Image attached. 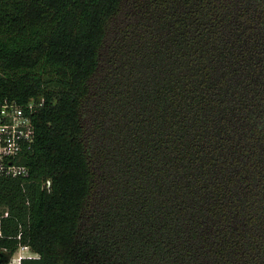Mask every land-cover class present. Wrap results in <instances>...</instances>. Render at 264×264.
Instances as JSON below:
<instances>
[{
    "label": "trees",
    "instance_id": "trees-1",
    "mask_svg": "<svg viewBox=\"0 0 264 264\" xmlns=\"http://www.w3.org/2000/svg\"><path fill=\"white\" fill-rule=\"evenodd\" d=\"M0 98L2 264H264V0H0Z\"/></svg>",
    "mask_w": 264,
    "mask_h": 264
},
{
    "label": "built area",
    "instance_id": "built-area-1",
    "mask_svg": "<svg viewBox=\"0 0 264 264\" xmlns=\"http://www.w3.org/2000/svg\"><path fill=\"white\" fill-rule=\"evenodd\" d=\"M45 99H32L19 103L9 98H0V177H25L29 168L21 162L22 154L31 149L36 133L33 113L42 107ZM8 212H5V216ZM30 246L21 245L8 264H22L23 259L38 258Z\"/></svg>",
    "mask_w": 264,
    "mask_h": 264
},
{
    "label": "crops",
    "instance_id": "crops-1",
    "mask_svg": "<svg viewBox=\"0 0 264 264\" xmlns=\"http://www.w3.org/2000/svg\"><path fill=\"white\" fill-rule=\"evenodd\" d=\"M2 262H3V256L1 255V257H0V264H2Z\"/></svg>",
    "mask_w": 264,
    "mask_h": 264
},
{
    "label": "rangeland",
    "instance_id": "rangeland-1",
    "mask_svg": "<svg viewBox=\"0 0 264 264\" xmlns=\"http://www.w3.org/2000/svg\"><path fill=\"white\" fill-rule=\"evenodd\" d=\"M0 257H1V254H0ZM9 261V260H8ZM8 261H6V264H8ZM4 262V261H3Z\"/></svg>",
    "mask_w": 264,
    "mask_h": 264
}]
</instances>
